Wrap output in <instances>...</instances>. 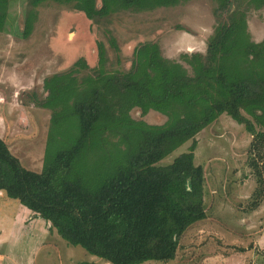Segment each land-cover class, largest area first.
Segmentation results:
<instances>
[{"label": "trees", "instance_id": "obj_1", "mask_svg": "<svg viewBox=\"0 0 264 264\" xmlns=\"http://www.w3.org/2000/svg\"><path fill=\"white\" fill-rule=\"evenodd\" d=\"M27 1L30 8L48 0ZM49 1L71 4L93 20L189 0H101L100 7L96 0ZM8 5L0 0V31ZM262 8L264 0H216L204 53L170 59L158 43L145 42L133 49L126 71L106 70L105 46L96 42L93 74L79 76L89 67L79 58L43 80L38 105L51 116L41 170L23 167L0 138V191L68 244L110 264L173 260L180 237L206 217L204 172L194 163L195 141L169 164L158 162L224 113L264 149V38L252 40L247 29L248 12ZM25 17L26 38L36 16ZM109 42L118 49L113 37ZM133 108L167 119L135 120Z\"/></svg>", "mask_w": 264, "mask_h": 264}, {"label": "rangeland", "instance_id": "obj_2", "mask_svg": "<svg viewBox=\"0 0 264 264\" xmlns=\"http://www.w3.org/2000/svg\"><path fill=\"white\" fill-rule=\"evenodd\" d=\"M96 5L100 7L101 0ZM214 7L216 0H189L140 12L118 10L90 20L71 4L48 0L28 8L27 0H9L7 20L0 31V138L23 167L40 171L51 116L49 109L38 105L46 95V77L65 72L79 58L89 66L79 76L93 74L98 67V41L105 46L108 71L128 70L133 49L145 42L158 43L163 56L170 59L179 60L181 53H204L215 25ZM28 11L36 17L25 38L21 32ZM247 29L252 40L264 38V8L248 12ZM130 116L149 124L167 119L154 110L141 115L138 108ZM193 141L194 163L204 172L206 217L180 237L173 260L141 264H264V149L253 142L243 125L224 113L158 164H169L188 151ZM252 161L257 168L251 166ZM0 196L8 198L2 191ZM55 233L50 241L56 246L35 252L32 264H74L92 257ZM17 248L14 256L26 264V251L22 253L21 244ZM93 257L95 264L106 263Z\"/></svg>", "mask_w": 264, "mask_h": 264}, {"label": "crops", "instance_id": "obj_3", "mask_svg": "<svg viewBox=\"0 0 264 264\" xmlns=\"http://www.w3.org/2000/svg\"><path fill=\"white\" fill-rule=\"evenodd\" d=\"M52 229L50 223L35 217L17 200L0 196V264H22L19 262L20 259L14 256L17 254L19 244L22 246V253L25 251L27 253L26 264H32L35 252H40L46 246L51 248L56 246L55 241H50L53 234L56 235V231ZM4 246L8 248L4 250ZM95 261L92 256L86 261H76L74 264L83 262L95 264Z\"/></svg>", "mask_w": 264, "mask_h": 264}]
</instances>
